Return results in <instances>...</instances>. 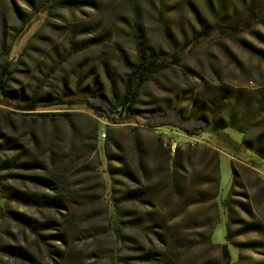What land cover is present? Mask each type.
I'll use <instances>...</instances> for the list:
<instances>
[{
	"label": "rangeland",
	"instance_id": "374dc122",
	"mask_svg": "<svg viewBox=\"0 0 264 264\" xmlns=\"http://www.w3.org/2000/svg\"><path fill=\"white\" fill-rule=\"evenodd\" d=\"M146 53L166 67L141 88L140 110L191 114L190 98L206 84L241 89L244 97L263 93L264 0H0V73L9 72L10 91L44 97L90 89L120 96L129 66ZM42 112L52 116L32 121L35 116L0 105V125L30 149L36 138L54 152L68 198L49 216L57 221L49 233L61 237L41 244L20 226L1 222L0 264H220L227 222L221 202L232 169L229 151L218 150L211 135L196 139L151 128L141 117L108 123L80 105ZM168 134L179 154L171 153ZM228 134L241 143V134ZM235 157L245 161L237 162L239 185L231 198L252 200L264 186V160L248 150ZM216 176L219 198L195 201ZM135 188H147L142 203H118ZM252 210L253 219L232 211L239 223L231 232L251 221L263 229L234 236V244L254 245H231L232 264L264 261V204ZM134 217L150 229L125 228ZM19 246L31 260L8 253Z\"/></svg>",
	"mask_w": 264,
	"mask_h": 264
},
{
	"label": "trees",
	"instance_id": "16d2710c",
	"mask_svg": "<svg viewBox=\"0 0 264 264\" xmlns=\"http://www.w3.org/2000/svg\"><path fill=\"white\" fill-rule=\"evenodd\" d=\"M49 2L57 5L60 0H49ZM198 39L197 36L193 37V41ZM164 67H166L165 63L157 54H141L140 58L128 68L123 83V94L112 97L104 96L96 90L90 91V89L56 96L41 97L35 93L26 96L8 90L9 72L2 70L0 73V105L28 117L35 116L36 119L32 121L52 116L50 113L42 112L43 108L58 107L71 110L80 105L108 123H126V121H136L141 117L146 119L144 125L151 128L170 127L176 132L196 139H201L205 134L211 135L216 141V148L226 149L231 157V185L225 200L221 202L227 222L225 223V243L220 246V264H232L231 245L238 248L243 245L247 249L253 248L254 245L252 243L234 244V236L261 232L262 229L258 222L253 221L234 232H231L230 226L239 223L233 218L234 209H239L253 219L252 205L264 204V186L255 191V197L252 200L248 195H245V199L239 202L231 198L233 189L239 185L237 162L245 161L235 156H240L241 152L248 150L264 160V92L244 97L241 89L221 84H206L190 98L193 108L191 114L185 115L175 108L138 109L141 88ZM5 120L8 125L12 126V120L8 116H5ZM99 130V128L95 129L96 135ZM229 130L242 135L241 143H236L230 137ZM31 136L35 137L34 134ZM35 143L33 149H30L19 135L7 132L0 125V223H14L34 235L37 242L46 244L50 240L61 237L59 234L49 233L54 230L57 223L49 216L64 208L65 199L68 198L66 195L68 189L54 152L48 146H39L36 138ZM179 152L180 148L177 147L175 153L179 154ZM248 164L251 163L248 162ZM177 167L175 162L172 163L169 172L167 183L172 190L176 189V183H178L175 177ZM208 185L210 189L207 192L195 194V201L219 198V177H211ZM146 189L127 190L118 203H142L148 195ZM125 224V228L150 229L147 223L142 225L135 217ZM121 229L117 228L116 233ZM151 232L154 231L151 230ZM10 249L8 253L15 258L32 259L29 252L21 246ZM147 257L150 258V254ZM251 264H264V261Z\"/></svg>",
	"mask_w": 264,
	"mask_h": 264
},
{
	"label": "built area",
	"instance_id": "2783aa9c",
	"mask_svg": "<svg viewBox=\"0 0 264 264\" xmlns=\"http://www.w3.org/2000/svg\"><path fill=\"white\" fill-rule=\"evenodd\" d=\"M105 136V134L102 135V137ZM168 138L171 140L170 143V149H171V153L174 154L175 153V145H176V141H175V137H173L172 134H168ZM174 138V140H172Z\"/></svg>",
	"mask_w": 264,
	"mask_h": 264
}]
</instances>
